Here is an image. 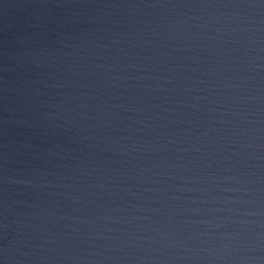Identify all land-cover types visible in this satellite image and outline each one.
I'll list each match as a JSON object with an SVG mask.
<instances>
[{"label": "water", "instance_id": "1", "mask_svg": "<svg viewBox=\"0 0 264 264\" xmlns=\"http://www.w3.org/2000/svg\"><path fill=\"white\" fill-rule=\"evenodd\" d=\"M0 264H264V0H0Z\"/></svg>", "mask_w": 264, "mask_h": 264}]
</instances>
